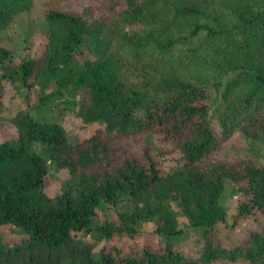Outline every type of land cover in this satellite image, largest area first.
Segmentation results:
<instances>
[{
    "label": "trees",
    "instance_id": "1",
    "mask_svg": "<svg viewBox=\"0 0 264 264\" xmlns=\"http://www.w3.org/2000/svg\"><path fill=\"white\" fill-rule=\"evenodd\" d=\"M32 6L0 0V32ZM89 14L50 11L44 57L20 64L21 73L0 47L6 70L24 82L34 77L28 88L38 87L39 107L64 104L85 123L106 125L71 143L59 124L29 114L13 120V138L0 143V264H62L64 256L68 264L264 263V232L230 250L216 234L227 221L229 179L246 186L240 212L264 218V167L213 158L222 138L238 131L264 145V0H90ZM106 29L118 38L116 49L92 51L88 40ZM223 87L220 136L209 100L210 89ZM3 99L0 83V108ZM36 145L70 176L54 198ZM177 208L204 231L197 260L172 242L142 241V224L180 236ZM106 210L120 223L103 217ZM95 230L104 241L99 255L85 241ZM8 232L24 240L10 247L2 241Z\"/></svg>",
    "mask_w": 264,
    "mask_h": 264
},
{
    "label": "rangeland",
    "instance_id": "2",
    "mask_svg": "<svg viewBox=\"0 0 264 264\" xmlns=\"http://www.w3.org/2000/svg\"><path fill=\"white\" fill-rule=\"evenodd\" d=\"M90 0H33L32 9L16 17L11 25L0 32V47L8 49L17 62L18 73H21L19 66L27 60L35 63L41 62L45 53V46L49 34L47 15L52 10L74 12L84 15L87 19L89 14ZM117 37L111 29H106L101 35H94L88 40L92 51H111L117 47ZM31 77L24 82L14 70H6L0 64V83L2 85L4 99L0 108V143L9 141L15 134L13 120L23 114H29L33 118L44 123L59 124L65 130L67 139L71 143H79L89 139L94 133L105 130L103 122L93 124L85 123L78 115L74 107L64 104H55L47 107H39L35 89H29L33 81ZM27 83V84H25ZM225 85L227 79L225 80ZM224 87L220 90L210 89L209 115L211 125L221 136L220 117L224 110L222 94ZM221 148L214 154V160L222 163L238 164L242 162H252L264 167V145L256 138L248 136L243 132H235L228 140L222 138ZM161 143V142H160ZM160 146H163L161 143ZM46 162L50 177L46 185V193L54 198L61 194L63 184L70 179L69 174L55 164L51 163L43 151L41 145L34 146ZM168 147V146H164ZM138 147H133L137 149ZM172 148V147H171ZM139 149V148H138ZM123 155V153L121 154ZM119 161V160H118ZM245 184L237 183L231 179L227 180L226 191L223 197V207L227 215V221L216 227L217 243L224 249H235L243 246L246 238L252 233L264 232V218L257 211L241 213L240 206L246 201ZM178 219L184 226L180 236L166 238L153 234L155 225L142 224L145 226V233L142 241L145 245H152L163 242H172L174 247L187 259L197 260L203 254V230L189 226L188 219L185 218L180 209L177 208ZM110 222L120 223L115 210H106L104 216ZM102 223V222H100ZM103 224V223H102ZM23 237L8 232L2 241L10 247L20 244ZM89 246L96 255H99L104 247L98 232L95 230L85 238ZM21 260V259H20ZM69 257L64 256L62 264H68ZM24 259L18 264H28ZM221 264H251L243 259L237 262L223 260ZM255 264H264L256 262Z\"/></svg>",
    "mask_w": 264,
    "mask_h": 264
}]
</instances>
